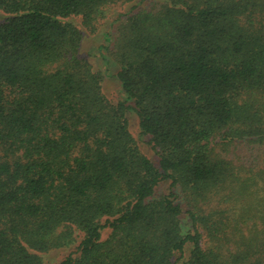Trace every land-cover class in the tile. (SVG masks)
Masks as SVG:
<instances>
[{"label": "trees", "instance_id": "16d2710c", "mask_svg": "<svg viewBox=\"0 0 264 264\" xmlns=\"http://www.w3.org/2000/svg\"><path fill=\"white\" fill-rule=\"evenodd\" d=\"M70 247L264 264V0H0V264Z\"/></svg>", "mask_w": 264, "mask_h": 264}, {"label": "rangeland", "instance_id": "374dc122", "mask_svg": "<svg viewBox=\"0 0 264 264\" xmlns=\"http://www.w3.org/2000/svg\"><path fill=\"white\" fill-rule=\"evenodd\" d=\"M117 11H115L108 19L105 20V23H111L115 19ZM99 34L95 35H87L84 34L80 52L85 54L89 61L93 62L94 66L96 69L101 70L102 65L100 60L95 56L97 53V46L102 44V39L98 36ZM114 70V68L112 69ZM101 90L104 96H106L108 99L111 101H114L118 96V85L113 79H103L101 82ZM129 121H130V128L131 130H134L135 128V118L133 116H128ZM133 136L137 139V144L141 150V152L146 155L149 158H153L152 154L148 150V146L146 144V139L145 138H140L135 130L133 131ZM257 166V165H256ZM259 167V166H258ZM73 247H70L68 249H60V250H54L48 253L45 256L44 264H54L57 260H61L64 258L71 250Z\"/></svg>", "mask_w": 264, "mask_h": 264}]
</instances>
